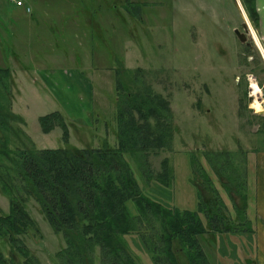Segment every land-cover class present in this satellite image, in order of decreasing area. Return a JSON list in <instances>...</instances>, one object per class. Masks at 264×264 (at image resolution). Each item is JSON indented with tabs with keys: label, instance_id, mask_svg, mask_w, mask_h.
Segmentation results:
<instances>
[{
	"label": "rangeland",
	"instance_id": "374dc122",
	"mask_svg": "<svg viewBox=\"0 0 264 264\" xmlns=\"http://www.w3.org/2000/svg\"><path fill=\"white\" fill-rule=\"evenodd\" d=\"M21 1L24 7L0 0V69L11 71L0 82V102L10 99L11 112L24 121L12 119L7 131L0 127V146L9 156L0 154V215L9 212L7 188L33 221L23 237L30 253L40 264H61L58 253L66 245L39 205L21 191L10 159L15 149L21 143L28 149L64 148L60 128L47 135L40 131L38 119L54 112L67 124L70 148L116 149L119 108L126 96L138 97L147 89L158 111H170L171 144L148 152L150 180L141 175L140 154L124 155L135 181L148 197L180 210L211 203L215 192L230 232H207L198 238L200 246L210 264H251L245 260L251 252L247 245L255 244V237L251 243L245 205L252 190L248 178L254 175L256 157L264 153V61L255 31L249 45L235 35L243 24L236 0ZM76 74L84 84L73 80ZM249 83L257 86L259 96ZM258 98L263 112L253 107ZM143 115L134 112L133 117L144 124ZM146 119L156 126V118ZM219 153L227 156L210 157ZM224 161L227 172L219 168ZM165 169L168 189L154 179ZM204 176L213 192H206ZM127 207L136 213L132 202ZM140 229L155 241L152 225ZM122 243L133 264H155L156 250L146 248L139 235L126 236ZM172 250L176 262L189 264L177 240ZM0 251L9 259L8 240L0 241ZM14 255L21 264L23 259Z\"/></svg>",
	"mask_w": 264,
	"mask_h": 264
},
{
	"label": "trees",
	"instance_id": "16d2710c",
	"mask_svg": "<svg viewBox=\"0 0 264 264\" xmlns=\"http://www.w3.org/2000/svg\"><path fill=\"white\" fill-rule=\"evenodd\" d=\"M252 20L255 22V18ZM119 74L117 71L116 90L120 95L123 85ZM10 75L8 69H0V82L3 78H10ZM6 96L10 98L9 92ZM3 101L5 104L0 103L6 105L8 114H2L1 105V129L9 130L12 119L24 123L20 116L11 112L10 99L4 98ZM152 101L147 89L138 97L126 96L119 108L116 149L70 148L68 127L58 112L40 117L38 123L41 133L46 135L56 127L60 128L64 148L36 149L32 146L28 149L21 143L22 147L15 149L10 159L20 181L21 191L25 197L39 205L53 233L61 235L65 242V248L58 253L61 264H95L96 261L98 264H133V259L122 243L129 235H139L146 248L153 246V250H156L153 251L155 264H179L172 250L174 240L184 249L189 264H210L198 238L207 232H230L226 225L225 207L215 192V199L211 203L201 201L195 211L180 210L148 197L135 181L124 155L140 154L143 159L141 175L150 180L146 161L148 152L156 146L169 148L171 144L169 137L172 125L168 120L170 111L165 110L166 114L158 111ZM141 109L146 112V116ZM134 112L144 116V124L136 121ZM146 117L156 118V126H150ZM261 118L264 120V116ZM27 140L30 141L29 138ZM0 154L9 159L1 146ZM211 156L216 157V160L221 157L222 160L227 154ZM208 157L207 154L206 158L211 163ZM226 161L219 168L223 167L227 172ZM213 170L218 176L217 168L213 167ZM154 179L163 189L169 188L166 169ZM204 180L206 192L209 189L211 191V181L205 176ZM4 192L10 198V208L6 215H0V241L8 240L11 254L6 259L0 251V264H17L14 254L23 259L21 264H40L23 240L28 228H33V221L16 203L15 194L7 188ZM198 198L200 200L199 193ZM128 202L135 206L134 215L128 211ZM145 223L152 225L153 229L155 223L159 225L158 230L154 229L155 241L145 237L140 229Z\"/></svg>",
	"mask_w": 264,
	"mask_h": 264
},
{
	"label": "crops",
	"instance_id": "0c3cea01",
	"mask_svg": "<svg viewBox=\"0 0 264 264\" xmlns=\"http://www.w3.org/2000/svg\"><path fill=\"white\" fill-rule=\"evenodd\" d=\"M250 1H252L251 4H248ZM236 4L240 9L242 19L249 22L250 27L255 31L254 35L257 36L258 39H256L260 46V48L258 46H256V48L261 53L264 61V0H236ZM249 17L255 18L256 22L251 23ZM73 76V80L76 82L80 83L85 80L81 78L78 79L80 76L79 74ZM81 83L84 84V82ZM249 179L252 182V190L249 186L250 190H248L250 196L248 197V202L245 206L246 210L250 211L249 215L247 213V221L249 224L248 233L250 234V237H252L250 241L252 243L254 236L255 244H252L251 246L247 245L251 252H249L250 258H246L245 260H249L251 264H264V153L259 154L256 157L254 175L250 176L248 180ZM249 216L252 217L249 218ZM247 235L244 234L243 238Z\"/></svg>",
	"mask_w": 264,
	"mask_h": 264
},
{
	"label": "flooded vegetation",
	"instance_id": "af4514ba",
	"mask_svg": "<svg viewBox=\"0 0 264 264\" xmlns=\"http://www.w3.org/2000/svg\"><path fill=\"white\" fill-rule=\"evenodd\" d=\"M249 21L252 23V22H254L253 20H252V18L251 17H249ZM255 22H256V19H255ZM253 25V24H252ZM245 26V28H246V30H247V33H246V38H247V41H249L248 39H251V40H253V34H252V32H253V29L250 27V24H249V22H246V20L244 19L243 20V24H242V32L241 33H244V29H243V27ZM240 32V31H239ZM254 33V32H253ZM246 45H249V44H247L246 43ZM255 46H257V44L255 43ZM248 77H249V75H247V80H248V82H249V79H248ZM251 83H249V88L251 87ZM251 89V88H250ZM251 92H252V90H251ZM250 97L252 98L253 96H252V93H251V95H250ZM260 101H262L261 99H259Z\"/></svg>",
	"mask_w": 264,
	"mask_h": 264
},
{
	"label": "bare ground",
	"instance_id": "6f19581e",
	"mask_svg": "<svg viewBox=\"0 0 264 264\" xmlns=\"http://www.w3.org/2000/svg\"><path fill=\"white\" fill-rule=\"evenodd\" d=\"M252 89H253V94H257V95L259 94V90L255 84L252 85ZM258 100L259 98L253 101L254 103L253 107L257 112H263L262 108L260 107V102H259L260 100L259 101Z\"/></svg>",
	"mask_w": 264,
	"mask_h": 264
},
{
	"label": "water",
	"instance_id": "95a60500",
	"mask_svg": "<svg viewBox=\"0 0 264 264\" xmlns=\"http://www.w3.org/2000/svg\"><path fill=\"white\" fill-rule=\"evenodd\" d=\"M243 29H244V33H241L237 30V31H235V35H236L237 39L239 40V42L246 43V41H247V38H246L247 30H246L245 26L243 27Z\"/></svg>",
	"mask_w": 264,
	"mask_h": 264
},
{
	"label": "built area",
	"instance_id": "2783aa9c",
	"mask_svg": "<svg viewBox=\"0 0 264 264\" xmlns=\"http://www.w3.org/2000/svg\"><path fill=\"white\" fill-rule=\"evenodd\" d=\"M14 1L16 7H24V4L21 0H12ZM27 13H30V9L29 8H26L25 9ZM249 81H250V77H248Z\"/></svg>",
	"mask_w": 264,
	"mask_h": 264
}]
</instances>
